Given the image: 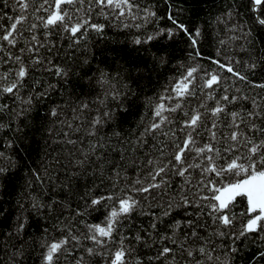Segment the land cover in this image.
<instances>
[{
	"label": "snow or ice",
	"instance_id": "obj_1",
	"mask_svg": "<svg viewBox=\"0 0 264 264\" xmlns=\"http://www.w3.org/2000/svg\"><path fill=\"white\" fill-rule=\"evenodd\" d=\"M84 2L39 0L32 8L34 20L26 29L29 36L18 27L28 23V0H13V7L19 8L20 14L5 13L9 23L0 35V65L10 66L0 67V98L12 96L27 105L17 116L31 111L34 100L39 102L55 88L47 82L45 87L39 79H33L29 85L28 77L33 70L52 72L54 69L56 77L65 83L68 81L69 69L40 55L46 44L50 45L49 51L56 46V42L47 39L52 33H70L68 48H75L88 29L103 35L105 24L89 23L90 16L70 22L69 9L63 6L80 12ZM0 3L9 7L8 0ZM94 4L105 17L112 14L106 9H112L116 16L122 17L127 12L133 20L137 19L133 9L140 8L131 0H94ZM92 7L89 0L88 9ZM250 11L257 25L264 29V0H250ZM142 12L146 21L157 18L150 8H143ZM227 15L231 17L233 11L229 10ZM167 19L171 26L157 25L143 38L134 36L132 44L142 47L161 38L174 40L183 33L191 49L188 59L203 58L198 47L201 29L190 31L171 11ZM41 28L43 42L35 31ZM18 43L22 46L19 54H14L11 49ZM219 56L217 52V58L208 59L240 81L249 80L248 75L235 70L233 64L239 61L225 62ZM172 59L167 48L157 47L151 54V67L134 65L136 75H133L122 66V71L117 72L120 79L115 82L110 73L99 68L96 69L98 77L88 76L92 70L90 59L81 60L82 79H87L86 87L90 91L94 79L109 87L103 97H98L101 107L93 109L95 115L86 125L76 123L73 127L72 122H66L71 132L78 133L82 127L84 130L83 138L72 139L69 131L63 133L67 144L81 145L78 154L70 153L72 170L66 169L63 178L57 175L55 166L60 164L59 160L50 164L53 169L50 174L45 170L47 180L38 174L39 170H31L35 180L51 185L44 196L48 192L51 195L47 198L29 195L28 209L18 205V212L0 241V247L7 250L3 264H27L37 244L42 249L40 264H57L60 260L66 264H264V137L256 138L264 128L255 122L264 119V110L258 111L261 106L255 99H252V109L243 115L236 110L228 111V105L248 97L229 95L225 89L217 98L211 90L213 86L219 87L222 76L205 71L203 88L209 92L205 94L201 88L202 99L188 107L191 101L187 98L196 97L194 74L199 69V64L189 65L186 72L172 78L157 95L150 106L148 121L142 117L137 132L131 138L125 135L121 117L131 111L135 100L150 83L151 74H159ZM245 67L256 71L258 62L252 58ZM259 69L264 71V63L259 64ZM255 86L264 88V83ZM24 89H28L26 96L21 94ZM109 99L119 102L113 106ZM208 100H213L214 105L208 107ZM7 108L6 103H0V111ZM59 108H50L48 115L57 117ZM89 108L86 101L73 107L72 121H83L84 110ZM222 113L230 117L227 124H221ZM221 126L230 131L218 136L217 129ZM47 131L51 133V128ZM202 134L206 135L205 139ZM149 138L153 141L150 147ZM145 147L148 150L141 152ZM129 166L135 171L131 178L127 172ZM9 179L8 168L0 167V186L6 187ZM73 196L77 198L75 207L71 202ZM240 204L244 208L236 213L234 209ZM102 210V222L77 219ZM7 216L8 210L0 207V219ZM136 217H147V223L134 225ZM77 224L83 225V231ZM33 226L38 236L29 232ZM49 228L59 235L49 239Z\"/></svg>",
	"mask_w": 264,
	"mask_h": 264
},
{
	"label": "trees",
	"instance_id": "obj_2",
	"mask_svg": "<svg viewBox=\"0 0 264 264\" xmlns=\"http://www.w3.org/2000/svg\"><path fill=\"white\" fill-rule=\"evenodd\" d=\"M28 23L18 25L25 36L30 33L26 31L29 23L33 22L32 8L39 0H28ZM132 3L138 4L139 9L134 8L133 13L137 19L133 20L131 16L125 12L122 17L116 16L112 9H106L111 15L105 17L100 14L99 6L94 4L91 10L88 9L89 0H85L80 12L74 11L70 6L64 5L69 9V14L72 21L77 22L81 18H88L89 23H103L105 29L103 35L96 34L93 30L88 29L87 34L83 40L75 47L68 48L70 43V33L67 32H54L47 39L56 42V46L51 48L50 45H45L41 48L40 55L42 57L50 58L53 63L60 64L70 70L67 83L61 81L52 72H45L43 70H33L29 77L28 83L31 84L33 79H39L41 84L47 86L45 82L55 85V88L49 90V94L43 97L39 102L33 101V108L31 111L24 115L17 116L16 113L27 107V105L15 101L12 96H4L0 98V103H6L8 108L0 111V167H7L9 170L10 179L7 181V186H0V207L8 210V216L0 219V241L3 240V233L7 231L8 223L14 220L17 212L18 205H24L28 209L30 203L29 195L44 196L46 189L51 187L49 183H40L35 180L31 170H39L38 174L47 180L45 170L50 174L53 169L50 164L54 160H59L60 164L55 166V172L63 178L66 169L70 172L72 170L73 156L71 152H77L81 145L78 143L76 146L69 145L63 136L65 131H69V136L76 139L77 136L83 138L84 130L71 132L66 122H72L73 127L76 123L86 125V122L95 115L93 109L101 107L98 102V97H103L108 85H101L94 79L93 90L90 91L87 85V79L84 77V71L81 70V60L83 58L90 59L91 71L88 76L98 77L100 70L110 73L113 77V82L120 79L117 72L122 71L123 68H128L136 75V69L132 66L138 65L143 67L147 64L151 67V54L156 51L157 47L167 48L172 53L173 59L170 61L165 69L160 70L159 74L152 73L150 76V83L143 89L140 98L135 100L132 105L131 111L121 117L120 123L122 124L125 135L131 138L132 133L137 132L138 124L143 117L147 122L150 116V106L155 101L157 95L163 92V89L169 84L172 78H179V76L186 72V67L189 65L199 64L198 71L194 74L196 80L194 82L196 97H189L188 100L191 107L202 99L201 88H203V79L205 71L209 73L218 72L221 74L222 79L219 87L213 86L212 94L217 98L223 94L227 89L229 95H244L248 99H240L238 102L228 105V111L236 110L244 112L252 109V99H255L257 104L261 106L259 110H264V88L255 85L264 83V71L259 69V64L264 63L261 57H264V29L257 25L254 19V13L250 11V0H131ZM9 7L5 8L0 3V35H2L4 27L7 26L9 21L5 16H14L20 14L19 8L13 7V0H8ZM76 7H80L79 4ZM150 8L155 11L156 17L149 18L147 21L144 19L143 8ZM233 11V15L229 17L227 12ZM171 13L175 18L184 23L190 31L195 28L201 29V36L198 38V47L204 54L203 58H196L189 60L187 53L191 49L186 43L187 38L180 33L174 40L159 39L141 46L132 44L134 36H141L142 38L151 34L158 25L159 27L171 26V22L167 19V15ZM217 17H220L218 20ZM38 23V22H37ZM128 25L123 27L122 25ZM140 24V28L135 25ZM251 30V34H249ZM37 37L42 42L45 40L43 36V29L35 30ZM80 35V33H78ZM223 41V44L221 43ZM22 43H18L17 47L11 49L14 54H19V47ZM139 48V51H137ZM79 49V50H77ZM218 57L222 61L227 62L232 60L233 66L236 71L248 75L249 80L240 81L238 78L233 77L227 73L226 69H219L216 64L212 63L208 57ZM70 54V55H69ZM2 55V53H0ZM25 58L26 54H25ZM255 58L258 62V69L256 71H249L245 64L251 62ZM184 65L185 67H181ZM10 65H0L2 68H7ZM118 86V85H117ZM240 89V92H237ZM39 90V86H38ZM204 93H208L209 89L203 88ZM28 89L22 91V95H27ZM148 98H151L149 100ZM81 101L89 103L90 108L84 110L83 121H72V108L77 107ZM109 102L114 106L119 101ZM167 103V101H165ZM214 105L213 100L207 101V106ZM60 106L57 117H50L48 111L52 107ZM210 115V114H208ZM230 117L221 114V124H227ZM210 126V120L206 121ZM264 128V119H257L255 121ZM247 123V118H245ZM43 125V128L40 126ZM142 127V126H141ZM244 125L241 128L244 129ZM51 128V133L47 131ZM39 129V130H38ZM230 129L226 127H219L217 129L218 136L221 133H226ZM264 137V132L257 134L256 138ZM206 135L202 134V139ZM86 143V141H85ZM153 141L149 138V147ZM145 147L141 152L147 151ZM112 155H116L112 153ZM118 159V157H117ZM129 177H134L135 171L132 166L127 168ZM107 184V181L105 182ZM31 184V187H29ZM51 192L47 193L50 196ZM44 196V198H47ZM72 206L75 207L77 198L72 197ZM244 208V204L237 205L234 211L239 213ZM27 214V213H26ZM55 216V214H53ZM36 217H33V224ZM71 219V217H69ZM77 219H86L88 222H102L103 210L101 212L92 213L88 217ZM140 223H147V217H136L133 221L134 225ZM83 231V225L77 224ZM127 232L128 229H125ZM33 235H37L35 226L29 229ZM49 239L59 235L58 231H53L49 228ZM27 238V237H26ZM17 244L19 241L16 242ZM42 249L37 244L34 251L27 259V264H40V252ZM7 259V250L0 247V264ZM57 264H66L64 260H60Z\"/></svg>",
	"mask_w": 264,
	"mask_h": 264
}]
</instances>
